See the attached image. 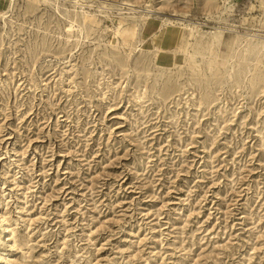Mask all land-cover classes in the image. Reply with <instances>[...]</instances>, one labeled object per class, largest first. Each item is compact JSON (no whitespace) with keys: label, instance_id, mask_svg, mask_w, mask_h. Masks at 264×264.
Returning <instances> with one entry per match:
<instances>
[{"label":"rangeland","instance_id":"1","mask_svg":"<svg viewBox=\"0 0 264 264\" xmlns=\"http://www.w3.org/2000/svg\"><path fill=\"white\" fill-rule=\"evenodd\" d=\"M0 264H264V0H0Z\"/></svg>","mask_w":264,"mask_h":264},{"label":"bare ground","instance_id":"2","mask_svg":"<svg viewBox=\"0 0 264 264\" xmlns=\"http://www.w3.org/2000/svg\"><path fill=\"white\" fill-rule=\"evenodd\" d=\"M0 221H3V219H1Z\"/></svg>","mask_w":264,"mask_h":264}]
</instances>
